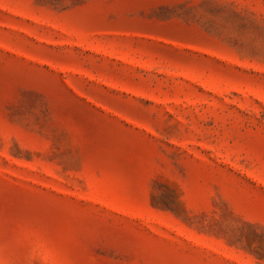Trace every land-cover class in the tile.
Returning <instances> with one entry per match:
<instances>
[{
  "label": "rangeland",
  "instance_id": "rangeland-1",
  "mask_svg": "<svg viewBox=\"0 0 264 264\" xmlns=\"http://www.w3.org/2000/svg\"><path fill=\"white\" fill-rule=\"evenodd\" d=\"M0 264H264V0H0Z\"/></svg>",
  "mask_w": 264,
  "mask_h": 264
}]
</instances>
